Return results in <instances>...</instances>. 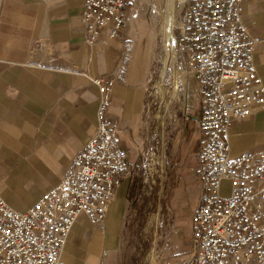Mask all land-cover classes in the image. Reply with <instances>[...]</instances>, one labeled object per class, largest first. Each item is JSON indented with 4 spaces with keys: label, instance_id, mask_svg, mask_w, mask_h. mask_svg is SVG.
Returning <instances> with one entry per match:
<instances>
[{
    "label": "crops",
    "instance_id": "0c3cea01",
    "mask_svg": "<svg viewBox=\"0 0 264 264\" xmlns=\"http://www.w3.org/2000/svg\"><path fill=\"white\" fill-rule=\"evenodd\" d=\"M83 2L0 0V195L10 208L24 213L64 180L72 160L96 131L99 92L91 80L112 79L107 119L127 160H132V165L127 163L132 173L116 191L102 223L93 224L84 216L77 219L61 262L119 264L128 187L146 141L147 86L154 62L161 67L162 81L167 64L164 68V56L161 59L153 51L152 38L147 37V27L133 1L125 28L112 45L87 48L80 21ZM241 14L248 35L259 40L252 47L253 63L264 85V0H247ZM38 44L41 47L36 48ZM168 74V80L178 78L189 87L186 91L176 86L182 90L183 101L178 161L185 123L195 121L199 134L201 103L188 74H176L170 68ZM197 149L192 154L194 165ZM244 152L264 154V109L231 124L230 153ZM223 187L227 190L228 183ZM197 188L196 208L199 183ZM183 237L174 241L176 246L163 264H193L189 227Z\"/></svg>",
    "mask_w": 264,
    "mask_h": 264
},
{
    "label": "built area",
    "instance_id": "2783aa9c",
    "mask_svg": "<svg viewBox=\"0 0 264 264\" xmlns=\"http://www.w3.org/2000/svg\"><path fill=\"white\" fill-rule=\"evenodd\" d=\"M132 1L84 0V45L111 46L125 28ZM246 1L183 0L172 30L177 51L166 52L167 61L179 60L181 73L193 79L201 103L192 168L201 195L189 225L193 264H264V154L230 153L232 122L264 109V85L252 53L259 40L242 23ZM91 83L99 92L96 131L64 180L24 213L0 195V264H63L61 254L77 219L102 223L116 191L130 177L132 169L107 119L114 81L94 78ZM177 85L189 89L187 83ZM140 158L145 159L142 150Z\"/></svg>",
    "mask_w": 264,
    "mask_h": 264
},
{
    "label": "rangeland",
    "instance_id": "374dc122",
    "mask_svg": "<svg viewBox=\"0 0 264 264\" xmlns=\"http://www.w3.org/2000/svg\"><path fill=\"white\" fill-rule=\"evenodd\" d=\"M133 2L147 27V37L152 38L153 51H157L161 59L164 56V68L166 64L167 67L162 81L159 79L161 67L154 62L147 86L144 109L146 141L142 149L145 159H140L132 174L135 179H140L139 188L126 210L119 264H163L169 251L176 246L174 241L184 238L191 213L198 204V182L191 169L199 134L195 121L185 123L184 142L177 161V143L183 122L182 90L176 87V79L168 80V73L169 68L175 73L181 72L182 66L179 60L167 61L166 52L177 51L173 48L172 30L178 23L183 0ZM195 104L198 109L199 99L196 97ZM158 162L163 168L162 175L159 174ZM127 163L132 165V160H127Z\"/></svg>",
    "mask_w": 264,
    "mask_h": 264
},
{
    "label": "trees",
    "instance_id": "16d2710c",
    "mask_svg": "<svg viewBox=\"0 0 264 264\" xmlns=\"http://www.w3.org/2000/svg\"><path fill=\"white\" fill-rule=\"evenodd\" d=\"M139 180L137 178L135 179L133 175L131 176L130 184H129L128 192H127V201L128 202L132 201L135 197V194L138 192Z\"/></svg>",
    "mask_w": 264,
    "mask_h": 264
},
{
    "label": "bare ground",
    "instance_id": "6f19581e",
    "mask_svg": "<svg viewBox=\"0 0 264 264\" xmlns=\"http://www.w3.org/2000/svg\"><path fill=\"white\" fill-rule=\"evenodd\" d=\"M165 20L163 21V27H165ZM164 29V28H163ZM169 43H171V39H170V41H169ZM167 56V55H166ZM166 58V57H165ZM164 62H165V59H164Z\"/></svg>",
    "mask_w": 264,
    "mask_h": 264
}]
</instances>
